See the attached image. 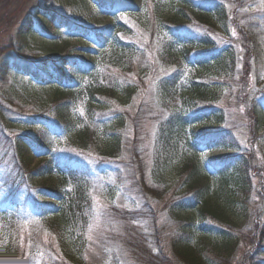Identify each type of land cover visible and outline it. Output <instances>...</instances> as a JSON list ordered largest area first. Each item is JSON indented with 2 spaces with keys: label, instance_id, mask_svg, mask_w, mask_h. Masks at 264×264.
Here are the masks:
<instances>
[{
  "label": "rangeland",
  "instance_id": "374dc122",
  "mask_svg": "<svg viewBox=\"0 0 264 264\" xmlns=\"http://www.w3.org/2000/svg\"><path fill=\"white\" fill-rule=\"evenodd\" d=\"M124 1L141 5L142 10L134 15L116 14L117 20L127 22L136 30L137 25L142 24L149 32L141 28L139 37L118 35L124 41L135 43L129 46L143 54L122 56L108 42L101 54L105 59L97 57L95 65L111 62L116 56L120 61L115 65L112 62L99 67V80L105 84L104 76L110 75L118 90L134 87V92H113L115 97L103 99L109 104L108 109L94 113L91 123L85 107L76 105L72 110V115L79 120L75 129L87 123L95 138L86 149L74 145V131L53 120L47 101L54 94L28 87V80L37 82L33 76L10 74L0 80V247L9 246L10 251L9 258L2 259L1 264H148L124 244L125 237L130 240L147 238L153 253L170 256V240L179 231V219L187 217L169 207L187 195L180 166L182 160L192 156L188 137L201 135L206 129L230 131L228 144L232 148L196 146L202 148L200 158L203 161L216 163L218 157L234 154L237 146L245 152L253 132L257 130L256 136L264 132V125L251 131L244 113L254 98L264 111V0H190L185 7L179 2L166 3L165 0ZM183 11L187 12L185 18L177 19V12ZM101 12L95 0H0V67L6 59L19 60L16 53L20 43L25 45V52L33 56L35 48L40 46V40L34 38L36 35L27 37L26 42L17 40V36L28 32L29 28L39 33L45 27L55 38L69 39L75 53L81 54L79 47L87 45L84 41L75 38L64 25L51 24L52 17L49 21L42 18L47 13H52L53 17L63 14L82 27L100 31L97 26L110 20ZM154 17L159 19L157 27ZM165 46L168 51L164 50ZM221 50H229L232 58L229 60L233 71L227 75L219 68L220 62L209 61L199 69L190 65L197 58ZM244 62L248 65L246 71H243ZM11 67L15 71L17 66L12 64ZM175 74L183 82L193 77L196 81L218 82L220 87L212 90L215 100L200 102L185 92L160 99L158 83ZM18 87L21 92H16ZM237 90L246 105L240 103ZM7 97H14L13 102L9 104L5 100ZM211 107L223 112L220 119L206 117L183 127L166 126L170 112L181 114L185 111L196 116ZM34 118L40 120L34 121ZM41 121L47 126V132L32 126ZM25 132L33 136L38 134L39 139H43L48 147V158L38 156L39 146L34 143L26 144L27 148L19 147V134ZM111 134L118 139L117 151L113 156L102 157L100 152L109 144L104 137ZM161 136L166 146L160 142ZM22 156L26 163L28 161V167L56 162L61 168L65 167L66 172L71 170V173L84 176L78 180L86 195L80 221L56 230L47 227L43 230L36 225L39 213L33 204L39 202L37 189L30 185V178L26 182L21 176L17 179V171L12 172L18 169ZM263 173L262 167L252 173L256 177L251 181L250 196L236 208V231L227 249L220 248V239L210 238L217 246L212 245L213 253H208V249L205 252L209 261L254 264V259L264 260V216L260 219L255 216L264 202L260 196L263 194ZM46 178H36L37 184L51 179ZM204 180L208 182L206 177ZM2 182H6L5 186ZM75 182L70 177L67 187L75 190ZM212 184L216 187L217 179L212 180ZM258 189L262 192L258 193ZM116 209L118 212L139 210L144 216L123 219L115 214ZM245 213L249 216L247 219ZM162 264H168L167 258Z\"/></svg>",
  "mask_w": 264,
  "mask_h": 264
},
{
  "label": "trees",
  "instance_id": "16d2710c",
  "mask_svg": "<svg viewBox=\"0 0 264 264\" xmlns=\"http://www.w3.org/2000/svg\"><path fill=\"white\" fill-rule=\"evenodd\" d=\"M95 2L102 9L101 13L110 17L109 22L97 26V29L100 31H93L89 28L82 27L79 23L70 20L62 14L53 17L52 13H47L42 18L49 21L52 17L51 24L57 22L64 25L73 33L75 38L84 41L87 45L79 47L82 50L81 54L77 55L75 53L74 49H72L73 47L69 44V39L55 38L53 32L45 27L39 33L29 28L27 30L28 32L24 31V29L21 30L24 32H21L17 36V40L26 42L27 37L34 36L35 34L36 36L34 38L40 40V46L35 48L33 56H29L25 52V45L20 43L16 53L19 60L16 58L12 61L6 59L0 67V80L2 78H8L10 74H14V77H19V75L33 76L37 82L28 80V87L32 88V90H45L46 93L54 94L53 98L47 101L51 109L49 113H53L52 118L57 123L75 132L74 145L82 149H86L94 142L95 138L92 135L91 126L87 123L80 129H75L74 126L79 120L72 115V110L76 109V105L82 104L85 107V114L88 115L89 122L91 123L95 119L94 113L97 111L104 112L108 109L109 104L103 99L115 97L113 92L119 93L125 90H128L129 94L134 92V87H125L122 90H118V86L115 82V84L113 83L114 80L109 77L110 75L107 77L104 76L106 80L105 84H102L101 80H99L101 74L99 67L108 63L111 64L112 62L115 65L120 59L114 56L111 62H102L101 64H97V66L99 65L98 67L95 65V59L102 56L101 54L109 44L114 49L116 47L119 54L122 53V56L126 53L129 56L143 54V52L135 47L129 46L135 43L132 41L128 42V40L124 41L118 33H122L123 36L129 34L131 37H139L141 36V28L146 29L142 24L137 25L138 30L131 29L127 22L117 20L118 14L122 12H128L132 15L136 14V11L138 13V11L142 10L141 5H132V3H129L130 1L124 0H95ZM165 2H179V5L185 7L189 5L190 0H165ZM121 9L123 11H120ZM116 14L117 16L115 17ZM186 15V11L177 12L176 17L181 20ZM168 20L173 21L171 18ZM154 21H157L155 25L157 27L159 19L154 17ZM146 31L149 32L148 29ZM108 42L109 44L106 45ZM164 50L168 51L166 46ZM228 51L221 50L220 52L213 53L211 56L197 58L190 65L194 69H199L209 61H214L215 63L220 62L219 68L223 74L225 73L224 75H227L230 71H233L231 61L229 60L231 56ZM29 57H32V59L30 60ZM20 59L24 62L21 63ZM33 62L37 63L33 66ZM12 64L17 66L15 71L11 67ZM244 64L243 71H246L248 65L245 62ZM40 71L45 75L44 77L41 76ZM178 76L175 74L171 77L161 79L157 85V90L161 93L160 99H164L162 98L163 96H165V99L171 98L176 92H185L200 102L208 101L211 103L215 100L212 97V90L220 87L218 82L196 81L193 79L194 77L188 78L183 82L179 81ZM240 76L242 77V72H240ZM16 89V92H21V87ZM236 94L237 98L239 97V100H241L240 103L246 105L243 101L244 97H240L238 90ZM5 100L10 104L13 102L14 97H7ZM1 107L5 108L4 105H1ZM222 113V111L219 112L214 107L209 108L208 111L203 110L196 114V116H190L185 111L181 112V114L170 112L165 121L166 126H169V124L173 126L175 124L176 127H183L184 125H190L201 119L205 120L206 117H217L220 119ZM244 113L250 121L249 127L251 131L258 129L259 126L263 127L264 111L258 107L255 98L252 105L246 106ZM20 115L25 114L20 113ZM122 116L124 115L122 114ZM37 120L40 119L34 118V121ZM1 121H4V119L2 118ZM121 122L123 121L121 120ZM32 126L46 129L45 132H47V126L42 121ZM256 131L255 133L253 132L250 138L251 142L245 148V152L242 151L240 146H237L234 154L218 157L215 161L216 163H213L212 160H207V162L203 161L200 158L202 148L196 146L208 144L209 146L222 145L228 147V149L232 148L228 144L229 137H231L230 131L206 129L201 135L195 136L193 134V136L188 137V140H190L189 148L192 150L193 157L189 156L185 161L182 160L183 163L180 166L183 183L187 188V195L179 201H174L169 207L183 215H187V217H184V220L179 219L181 221V225L178 228L179 231L170 240L171 254L165 257L159 253H153V250L151 251L148 247L147 238L145 237H143L145 240L141 238L130 240L125 237L124 244L130 247L131 252L134 255L140 256V259L142 261L145 260L148 264L153 263V261L155 264H162L164 258H167L168 264H217L215 261H209L207 254H205L207 249L208 253L213 251L214 247L212 245L217 246L212 243L211 239L213 237L220 239L222 241L220 248L223 246L224 250L230 245L231 239L235 235L233 231H236V220L234 219L236 208L243 204L244 200L250 196V191L253 186V182L251 183V181L256 177L255 174H252L253 171L256 168L258 169V167L264 168V132L261 133V136H256ZM19 136L21 138L18 140L19 147L23 146L27 148L25 146L26 144L34 143L36 144L35 146H39L37 147L40 150L38 156L48 158V147H46V144H43V139L40 140L41 137L39 139L38 134L33 136L30 132H25L19 134ZM110 136L104 137L108 140L109 144L100 152V156L102 157L113 156L117 151L116 145L118 139L114 137V134ZM192 141H194V144ZM160 142L165 145V138L161 136ZM168 151L173 153L171 148ZM253 159H256L257 162H254ZM169 160L172 161L170 158ZM51 164L44 165V163H39V166L34 168L31 166L28 167V161L26 163L25 156H22L18 164V169L12 170V172L17 171V179L21 176L27 182V179L29 180L30 178V185H33L32 187L37 189L39 202H35L33 205L39 213L36 225L41 226L43 230L45 227L56 230V228L62 227L65 224H76L80 221L81 209L86 204V195L81 190V183H78V180L84 178V176L75 172L71 173V170L66 172L64 170L65 167L61 168L59 166L60 163L51 162ZM38 177H47L46 180L51 179H49V182L43 179L40 184H37L36 178ZM70 177L73 182L76 181L75 190H70L67 187L66 182ZM204 177L208 179V182H205ZM216 179L217 185L215 187V183L212 184V180L216 181ZM262 179L263 194L260 196L264 199V173ZM4 183L6 184V182H2L3 186H5ZM262 191L258 189V193ZM116 211H114L115 214L123 219H132L140 215L144 216V214H139V210L133 212H118L116 209ZM255 216L258 219L264 216V202L261 204L259 211L257 210V215L255 214ZM248 217V214L245 213V218L247 219ZM207 247H211V249ZM9 254V246L0 247V264L3 263L2 259L9 258ZM213 256L217 257L216 255ZM253 261L254 264H264V260L254 259Z\"/></svg>",
  "mask_w": 264,
  "mask_h": 264
}]
</instances>
